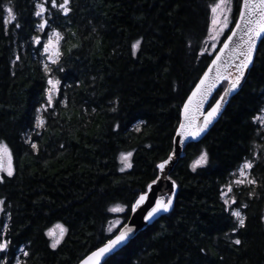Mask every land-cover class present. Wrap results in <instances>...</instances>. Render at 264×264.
<instances>
[{
	"label": "trees",
	"instance_id": "16d2710c",
	"mask_svg": "<svg viewBox=\"0 0 264 264\" xmlns=\"http://www.w3.org/2000/svg\"><path fill=\"white\" fill-rule=\"evenodd\" d=\"M214 1L72 0L69 19L52 24L64 37L59 63L50 65L53 78L61 81L60 91L54 93L52 108L37 112L46 103L47 77L42 45H33L31 36L43 39L46 34L35 31V0H12L22 28L9 25L4 35L0 22V140L12 153L14 170L13 177L3 176L0 200L5 201L2 217L10 228V253L27 264H78L127 222L131 211L126 205L121 225L108 234L113 214L105 207L130 204L147 191L158 176L156 165L173 152L185 93L211 61H197L189 41L197 52L204 48L201 32L206 31L207 6ZM7 3L0 0V5ZM136 40L140 45L133 56ZM16 56L20 60L14 64ZM261 92L264 46L243 89L174 165L169 177L177 192L171 211L109 264H264V143L256 135L259 124L252 122L264 107ZM38 115L45 121L40 129L35 128ZM28 135L38 152L24 143ZM205 150L209 162L193 172L189 165ZM129 151L133 167L121 172L117 157ZM254 153L259 157V166L251 170L258 180L256 195L249 198L251 185L235 189L238 204L248 205L240 209L246 227L237 235L231 233L235 218L223 210L221 188ZM57 223L68 232L52 249L44 232ZM237 238L241 245L232 243ZM20 246L28 257L19 253Z\"/></svg>",
	"mask_w": 264,
	"mask_h": 264
},
{
	"label": "snow or ice",
	"instance_id": "6c2138e0",
	"mask_svg": "<svg viewBox=\"0 0 264 264\" xmlns=\"http://www.w3.org/2000/svg\"><path fill=\"white\" fill-rule=\"evenodd\" d=\"M72 0H35L34 11L32 15L38 19V23L35 24V31L37 33H45L47 39L43 40L40 35H32L31 43L33 45H42L41 56L44 59L41 60L45 76L47 77L45 88L46 103L42 104L37 112L41 110L47 111L53 107L54 93L60 91L61 81L54 79L51 75L53 69L50 65H57L60 60L61 52L59 50V43L64 38L62 33L57 30V27H52L54 20L63 18L69 19L73 9L71 7ZM208 16L205 21L206 31L201 32V43L204 45H210L215 51L208 52L207 47L202 48L199 52L195 48L191 47V41H189V47L192 51L194 58L197 61L203 59L207 61L211 60V63L207 64V69H200L202 75L198 74V79L193 80L194 87L186 92V99H183L182 105L179 110L180 123L176 128V136L173 137V142L178 147L183 146L186 137L196 139L205 133L211 125L218 120V117L222 114L226 105L230 102V99L234 94H238L243 89L244 82L247 81V75L252 70V67L256 64L258 56L261 54V46H264V0H240L237 4L235 0H215L214 3H210L208 6ZM0 9L3 11V15L0 16V22L3 24L4 35L9 34V25H13L15 29H21L22 25L18 22V15L15 11V6L12 0H8L7 4L0 5ZM238 13V14H237ZM234 25V26H230ZM48 29H51L48 31ZM226 37V38H224ZM259 42V43H258ZM218 43L222 46L218 47ZM140 45V40H136L131 45V53L133 56L137 54V48ZM218 48V50H216ZM40 51V49H37ZM228 53L227 58H224V54ZM214 57V58H213ZM20 60L19 56L15 57L12 63H16ZM219 67H224L227 74L219 73ZM217 69V74L212 75L213 70ZM59 71H64L63 68H59ZM226 81L225 84L220 86L223 88V92L219 93L217 84L220 81ZM214 89L216 92L214 93ZM176 89L174 88V91ZM216 93H219L218 98ZM260 95L264 96V92ZM214 101V103H213ZM56 103H65V101L57 100ZM207 105V106H206ZM95 111V109H93ZM115 111V108L112 109ZM255 111V110H254ZM199 113V117L196 114ZM54 114V113H53ZM254 124H259L256 135L264 138V107H260L256 115L252 117ZM143 123V121H141ZM45 126V121L38 115L36 117L35 128L40 129ZM118 127V126H117ZM139 127L137 126V131ZM35 135L39 136V132H35ZM24 143L28 144L33 152H38V144L32 140V136L28 135L24 138ZM133 153L131 151L120 154V160L123 167L119 171L123 172L125 169L132 168L133 165L130 162V157ZM255 156V153L253 154ZM210 153L201 151L199 156L194 159L189 167L195 172L198 168L203 167L209 162ZM5 159L7 164L5 165ZM12 153L9 151L8 145L0 140V172L6 173L7 177H13L14 170L12 166ZM256 159H245L242 166L238 169L239 177H237L233 183L239 185H251L252 191H249V198H253L255 193V187L258 185V180L252 176L251 171L254 167H258ZM173 160V153H169L168 158L162 163L156 165L157 169L161 171L165 170V165H168ZM232 175H235L234 173ZM252 176V178H249ZM160 176L152 180L147 185L148 189H152L153 185L157 183ZM4 182V178L0 177V183ZM176 188V184L173 181L171 184V190ZM228 192H232V186H227ZM149 193L142 191L139 193L134 201L130 204L128 202H114L105 207L106 213L119 214L125 212L126 205L130 207V211L135 213L138 208L143 205L148 198ZM220 197L223 200V210L229 214L230 217L235 218V222L231 227V233L239 234V229L246 227L245 216L241 212V208H247V204H238L237 200L233 197L231 203L227 198V194L223 191L220 193ZM5 201L0 200V205H3ZM173 206V197L169 195L167 200L162 197L155 199L154 205L151 207L147 214L143 216L145 221L156 216L161 212H168ZM4 211L0 208V212ZM10 218V217H9ZM264 220V216L261 217ZM58 229V232L56 231ZM111 231V229H109ZM10 228L8 223L0 222V264H27L26 260L20 258L15 253H10L12 247V241L8 238ZM68 229L62 224H56L53 228H48L44 232V236L50 239L49 247L57 249L65 238V234ZM132 229L127 225H124L123 230H119L118 234L113 233V237L108 239L102 247L92 251L91 254L81 261V264H101V259L105 258V264H109V261L117 249L122 245L129 236ZM230 233H225V236H229ZM235 245H241L240 239L232 241ZM199 251L203 254H207V249L201 247ZM19 253L23 257H28L30 253L23 247H19ZM221 261L223 257H220Z\"/></svg>",
	"mask_w": 264,
	"mask_h": 264
},
{
	"label": "water",
	"instance_id": "95a60500",
	"mask_svg": "<svg viewBox=\"0 0 264 264\" xmlns=\"http://www.w3.org/2000/svg\"><path fill=\"white\" fill-rule=\"evenodd\" d=\"M234 26V25H233ZM259 43V42H258ZM222 46V45H220ZM228 53L226 52L224 54V58H227ZM214 58V57H213ZM211 63V61H210ZM207 69V67H206ZM205 69V70H206ZM219 73L221 74H225L226 75V69L224 67H219L218 69ZM217 74V69L214 68L212 75H216ZM248 77V75H247ZM226 81L221 80L220 83L217 84V88L220 87L221 84H223ZM216 92V90L214 89V93ZM236 94H234L235 96ZM233 96V97H234ZM232 97V98H233ZM231 98V99H232ZM230 99V100H231ZM228 105V104H227ZM226 105V107H227ZM207 106V105H206ZM225 107V108H226ZM225 110V109H224ZM223 110V111H224ZM223 113V112H222ZM199 113L196 114L197 117H199ZM221 116V115H220ZM220 116L218 117V119L220 118ZM218 121V120H217ZM216 121V122H217ZM214 122V124L216 123ZM180 123V122H179ZM213 124V125H214ZM211 125L209 127L208 130H206L205 133H202L200 137L196 138V139H192L190 137H186L185 138V142L183 146H177L176 144L173 143V160L169 162L168 165H165V170L161 171L160 169H158V176H160V179L157 181V183L155 185H153L152 189H148L147 188V192L149 193L148 198L145 200V202L143 203V205H141L140 208L137 209V211L135 213L130 214L129 219L127 220V222L124 225H127L129 228L132 229V232L129 233L128 238L126 239V241L120 245V247L117 249L116 253H118L123 247H125L132 239H134L139 233L143 232L148 226H150L151 224H153L156 220H158L161 216L166 215L167 213H169L172 209V207L169 209L168 212L164 213L161 212L159 214H157L156 216L150 218L148 221H145L143 219V216L147 214V211H149L151 209V207L154 205L155 203V199L157 197H162L164 200H167V197L169 195H171L173 197V204H174V198L177 192V186L174 190H171V184H172V180L170 179V173L172 172V169L174 167V165L178 162V160L183 156L186 147L189 144L192 143H197L199 142L205 135L206 133L211 129V127L213 126ZM176 136V131L174 134V137ZM124 225L121 226L119 228V230H123L124 229ZM119 230L117 231L116 234H118ZM111 238H114L113 236ZM110 238V239H111ZM107 242V241H106ZM105 242V243H106ZM103 246V245H102ZM100 246V247H102ZM95 251V250H94ZM115 253V254H116ZM91 254V253H90ZM90 254H88L86 257H88ZM113 254V255H115ZM112 255V256H113ZM86 257H84L82 260H84ZM81 260V261H82ZM81 261L78 264H81ZM101 264H105V258L101 259Z\"/></svg>",
	"mask_w": 264,
	"mask_h": 264
},
{
	"label": "rangeland",
	"instance_id": "374dc122",
	"mask_svg": "<svg viewBox=\"0 0 264 264\" xmlns=\"http://www.w3.org/2000/svg\"><path fill=\"white\" fill-rule=\"evenodd\" d=\"M215 2V1H214ZM213 2V3H214ZM47 39V35L43 38V40H46ZM218 45H219V43H218ZM204 46V48L205 47H207V51L208 52H212V51H214V49H212L211 47H210V45H203ZM122 153V152H121ZM121 153H119V155H118V157H117V159H118V163H119V168H121V167H123V164L121 163V160H120V154ZM123 153H126V152H123ZM198 157V156H197ZM196 157V158H197ZM195 158V159H196ZM130 159V162H131V157L129 158ZM7 164V160L5 159V165ZM12 166H13V164H12ZM205 166V165H204ZM242 166V165H241ZM240 166V167H241ZM240 167H238L237 168V170L234 172V174L235 175H232L231 177H230V179L224 184V186H222V188H221V191H223V192H225L226 194H227V198L229 199V203H231V199L234 197L235 199H236V197H235V191L236 192H238L237 190H239V189H242V188H246V187H248L249 185H247V186H245V185H239V186H237V185H235L234 183H233V181L237 178V177H239V172H238V169L240 168ZM125 170H127V169H125ZM249 171H251V170H249ZM4 175H6V173H2V172H0V177H3ZM249 178H252L251 176L249 177ZM229 184H231V186H232V192H228V188H227V186L229 185ZM235 189H237V190H235ZM223 201V200H222ZM0 208H2V205H0ZM3 214V211L2 212H0V220H1V218H2V215ZM122 213H119V214H113L112 216V218H111V220L109 221V223L107 224V226H106V232L108 233V234H110V233H113L120 225H121V223H122V219H121V217H120V215H121ZM263 216H264V212H263ZM4 223V222H3ZM57 224H59V223H57ZM56 224H54L51 228H53L54 226H55ZM109 229H111V231L109 230ZM57 232H58V229L56 230ZM49 239V238H48ZM49 242H51L50 241V239H49ZM1 255V254H0Z\"/></svg>",
	"mask_w": 264,
	"mask_h": 264
},
{
	"label": "flooded vegetation",
	"instance_id": "af4514ba",
	"mask_svg": "<svg viewBox=\"0 0 264 264\" xmlns=\"http://www.w3.org/2000/svg\"><path fill=\"white\" fill-rule=\"evenodd\" d=\"M260 142H261V143H264V138H261V139H260ZM256 157H257V154H255V156L253 155V156L250 157L249 159H256ZM258 160H259V159H258ZM258 160H257V162H258ZM0 222H2V223L4 222V223H5L3 217L1 218ZM263 222H264V220H263Z\"/></svg>",
	"mask_w": 264,
	"mask_h": 264
},
{
	"label": "bare ground",
	"instance_id": "6f19581e",
	"mask_svg": "<svg viewBox=\"0 0 264 264\" xmlns=\"http://www.w3.org/2000/svg\"><path fill=\"white\" fill-rule=\"evenodd\" d=\"M226 74H227V72H226Z\"/></svg>",
	"mask_w": 264,
	"mask_h": 264
}]
</instances>
